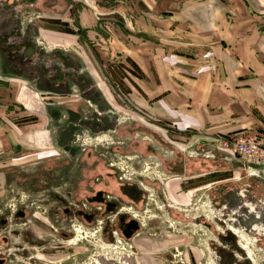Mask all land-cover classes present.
<instances>
[{"label": "rangeland", "instance_id": "374dc122", "mask_svg": "<svg viewBox=\"0 0 264 264\" xmlns=\"http://www.w3.org/2000/svg\"><path fill=\"white\" fill-rule=\"evenodd\" d=\"M86 1L0 0V264H217L229 239L264 264L245 220L264 221V181L243 169L260 165L179 124L196 92L166 59L196 0H139L141 61L113 25H77Z\"/></svg>", "mask_w": 264, "mask_h": 264}, {"label": "crops", "instance_id": "0c3cea01", "mask_svg": "<svg viewBox=\"0 0 264 264\" xmlns=\"http://www.w3.org/2000/svg\"><path fill=\"white\" fill-rule=\"evenodd\" d=\"M235 1L236 5H230L232 15H221L213 8L205 16L202 1L196 0L195 13L184 16V27L182 22L179 25V32L183 34L179 40L180 54L169 53L166 59L171 62L176 59L174 62L184 72L181 86L195 87L196 98L189 104L186 96L180 111L179 124L187 132L194 127L202 129L196 130L201 136L240 131L264 136V0ZM86 3L78 15L77 25L95 39L99 35L104 39L102 33L113 25L116 45L126 49L130 46L133 55L141 61L137 48L142 38L139 0H119L105 6L94 0ZM112 6L118 19L106 17V11ZM164 22L168 23L159 20L155 24L165 33L178 26L172 25L171 16L169 24L164 26ZM165 41L171 44V40ZM19 54L27 60L26 53ZM243 169L264 181L256 169L249 165Z\"/></svg>", "mask_w": 264, "mask_h": 264}, {"label": "built area", "instance_id": "2783aa9c", "mask_svg": "<svg viewBox=\"0 0 264 264\" xmlns=\"http://www.w3.org/2000/svg\"><path fill=\"white\" fill-rule=\"evenodd\" d=\"M210 140L216 148L234 152L249 163L260 165L256 170L264 177V136L256 132L240 131L212 134Z\"/></svg>", "mask_w": 264, "mask_h": 264}, {"label": "flooded vegetation", "instance_id": "af4514ba", "mask_svg": "<svg viewBox=\"0 0 264 264\" xmlns=\"http://www.w3.org/2000/svg\"><path fill=\"white\" fill-rule=\"evenodd\" d=\"M260 215V216H259ZM254 216L252 219L249 217L245 220L248 222V224L259 228L260 230H264V221L263 218L261 217L262 215L259 214ZM262 223V224H260ZM261 225V226H260ZM260 226V227H259ZM228 244V249L221 251L222 256H219V260H217V264H249L250 261L247 259L246 256H243L237 251L234 246H237L236 240L229 239L227 240Z\"/></svg>", "mask_w": 264, "mask_h": 264}, {"label": "bare ground", "instance_id": "6f19581e", "mask_svg": "<svg viewBox=\"0 0 264 264\" xmlns=\"http://www.w3.org/2000/svg\"><path fill=\"white\" fill-rule=\"evenodd\" d=\"M242 237H243V236H242ZM247 238H249V237H247ZM247 238H246V239H247ZM248 240H249V239H248ZM251 240H252V239H251ZM244 241H245V240H244ZM248 243H249V241H248ZM248 243H247V244H248ZM252 246H253V245H252ZM246 247H247V246H246ZM249 248H250V247H249ZM247 249H248V248H247ZM250 251H251V250H250ZM99 261H100V260H99ZM100 262H101V261H100ZM105 264H106V263H105Z\"/></svg>", "mask_w": 264, "mask_h": 264}]
</instances>
